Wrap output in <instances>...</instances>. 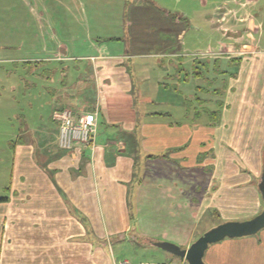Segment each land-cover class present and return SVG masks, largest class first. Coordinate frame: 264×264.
<instances>
[{
	"label": "crops",
	"instance_id": "obj_1",
	"mask_svg": "<svg viewBox=\"0 0 264 264\" xmlns=\"http://www.w3.org/2000/svg\"><path fill=\"white\" fill-rule=\"evenodd\" d=\"M69 1L0 2V21H9L2 24L12 27H5L6 38L0 37V107L17 106L16 113L24 114L19 109L22 101L35 111L29 125L17 126L13 116L3 123L7 128L0 122V163L2 154L11 159L8 178L0 179V196L6 197L0 201V264H118L113 244L141 233L134 226L138 215L127 207L125 185L133 176L137 144L145 159L171 164L167 179L174 178L172 172L179 176L183 171V198L189 202L192 197L193 221L209 208L222 217L226 211L238 217L254 212L262 200L257 179L264 173V21L247 20L249 13L239 16L234 8L220 12L216 2L198 0L200 18L223 35L214 50L203 55L190 44V49H182L186 29L180 30L178 21L183 20L175 16L193 19L195 10L191 14L188 8L193 0H75L81 12L85 2L94 13L125 4L124 36L85 46L83 36L70 32L66 18L59 23L60 36H52V9L57 4L68 9ZM142 21L147 30L138 27ZM67 43L74 52L68 53ZM139 57L159 63L149 66L157 84L165 85L164 78L177 80L175 90L182 84L187 91L196 88L210 94L198 99L205 107L185 110L176 100V116L157 109L145 110L139 117L135 96L148 101V93L143 86L133 96L131 73L125 66L126 58ZM216 60L221 73L213 66ZM9 63L14 67H7ZM144 72L140 82L148 74ZM21 74L35 77L27 80ZM201 79L210 86H202ZM160 99L158 105H170L167 98ZM46 107L47 117L42 119ZM62 107L72 109L75 116L96 109L93 143L58 147L55 114ZM197 134L196 144L207 146L195 154L189 140L194 144ZM19 137L13 146L9 144ZM154 145L160 152L149 149ZM165 239L187 247L191 231ZM203 257L207 264H264V228L213 242ZM180 261L165 254L162 263Z\"/></svg>",
	"mask_w": 264,
	"mask_h": 264
},
{
	"label": "rangeland",
	"instance_id": "obj_2",
	"mask_svg": "<svg viewBox=\"0 0 264 264\" xmlns=\"http://www.w3.org/2000/svg\"><path fill=\"white\" fill-rule=\"evenodd\" d=\"M10 1L11 0H0L1 3H9ZM57 2H59V0H57ZM76 2L77 4L75 3V0L73 2L72 0H70L68 2L69 3L68 9H64L63 7L60 8L58 7V4L56 5V7H53L52 17H51L52 23L54 24L53 27L55 28V30H53L54 29L53 28L51 31L53 37L60 36L59 23L61 24L62 22L61 20H63V18H66L70 32L71 30H74L77 32L75 34H78V36L80 35L83 36L85 46H88L87 44L88 42L89 43L93 42L96 44L109 42L112 40L114 35L118 38L124 36V32L126 28L125 21L128 20L127 16H125L126 13L125 4L119 5V3H116V7L114 6L115 9L101 8L99 11L96 10L94 13L93 11H91V7H88L87 5L88 3L86 4V2H85V7L83 9L84 11L81 12V5L79 6L78 4L79 1ZM208 2L209 3L216 2V4L219 5V7L221 8L220 12L223 11V9H225L226 11V9L228 8H234L236 11L235 14H238L239 16H242L245 11L249 13L250 17L247 18V20L250 19V21H264V0H208ZM197 6H199L198 0H193L192 2L189 3L188 8H190L189 10L190 13L192 14L193 9L195 10V12L193 13L194 18L189 19V26L186 29L185 39H184L186 45H184L182 49H184V51L186 49H190L187 46V44H190L191 47L195 48L194 49L195 52L206 55L210 53L209 51H207L209 48L211 50H214L216 46V41L219 40V38H222L223 35L220 30L212 29L209 24L210 23L209 21H204L203 18H200V16L198 15L200 10L196 8ZM229 18L234 19L235 17L229 16ZM239 21H242V19L240 18ZM3 22H9V21H0V37L6 38L7 35L5 33V27L9 30L12 29V27H10V23L4 27V25L2 24ZM146 23L147 22L142 21L140 24H138V27L147 30L148 25ZM228 32L229 31L227 30V33ZM88 34H90L92 37L95 38L94 39L90 38ZM97 35L99 37H97ZM105 36H110V37L105 38ZM67 46H68V53L74 52V50L69 47V43H67ZM75 50H79V49H75ZM84 50L85 49H83V51ZM13 52L16 53L19 51L14 50ZM14 53L11 52L10 54H14ZM196 55L197 54H194V56ZM158 65L159 63H155L153 58L139 57V58L125 59V66H127L129 72L131 73V79L133 83L132 85L133 96L138 94L140 92L139 89L140 88L142 89L143 86L145 88L144 91H147L148 93L147 96L148 101H146L145 99L143 100L138 99L139 97L135 96L134 104L136 105L135 108L139 117L141 116L144 117L145 110L152 111L157 109L158 110L168 109L171 112V114H174L176 116L179 112V109L178 107H176L175 104L177 101H179V103L185 110L188 108V106H190L189 107L190 110L191 109L194 110L197 108L200 110L203 107H205L204 103L202 101H199L197 97L198 98L202 97L200 99H203L205 97L204 99H207L206 97L209 96L210 94L203 92L202 90L197 91V89L195 88L193 92L187 91L186 89L182 88V84H180L179 87H176L177 90H175L173 89V87L175 86L174 82H177V80L170 81L169 79L166 78H164L166 82L165 85L161 83L157 84L156 73L153 70L151 71L149 68L151 66L157 67ZM8 66L9 68L14 67L12 63L7 64V67ZM139 68L140 69L143 68L141 74L138 72L140 71ZM88 71L90 73L92 72V69H87V72ZM144 71L148 74L145 75L144 76L145 79L142 82H140V78ZM21 76H24L27 80H31L35 77L31 74L29 75L21 74ZM185 78H186V74L184 71L181 73L180 79L183 80ZM199 83L202 84V86L204 87L210 86L209 81L205 83L202 79L199 81ZM166 84L168 86H166ZM156 86L158 87L160 86L161 88L157 89ZM186 92L192 93L191 94L192 96H185ZM160 98H167V100L170 101V105H163V106L158 105V101L162 100ZM19 105H20L19 109L23 108L25 110L24 114L16 113L18 111L17 106L7 108L6 104L1 105L0 122L2 123L3 128L9 127L8 123H5L3 125L4 122L8 121L7 119L8 116H13L11 118L12 120L13 119L15 120L14 124H17V126L29 125L30 121L32 120L31 119L32 113L35 111L34 109L31 110L30 106L28 107L23 105L22 101L19 103ZM46 110L47 107L42 108V113L44 114L41 115L42 119L47 117ZM172 116L173 115H169L168 117L172 118ZM175 116H173V118H175ZM199 138L200 136L199 134H197V136H195L194 139L195 140L194 144L192 143V139L189 140L190 148L192 147L195 148V149H191V152H195V154L199 151L206 150L207 144L206 146L203 147L202 146L200 147L199 144H196ZM205 139L206 138L202 140ZM135 147H136V151L132 153V160H133L132 166L134 165L132 169L133 176L128 182H125L128 191V195H127L128 202L126 204L129 211L138 215V217L135 220L134 226L136 227V230L140 231L141 233H137L136 237L134 238L130 237L128 241L125 242L116 241L113 244L112 251L115 253L116 258L119 259L118 262L127 261L130 264H139V263L163 264L162 262H164V255L168 254L171 255L172 257H176L180 259L181 260L180 262L182 264H188L185 259L171 254L170 252L154 245L150 241L168 240L165 239V236L168 235V238L170 239L171 234L175 232L178 233L179 237L181 236L183 237L185 236V234L188 235L191 231V237H192L190 241L191 243L200 234H202L205 230L209 229L211 226H214L218 223L227 220H243L250 218L253 215L260 212L263 207V201L261 200L259 207H257V209L254 212H248L245 214H250V215L248 216L243 215L239 217L232 216L231 211L223 212L224 217H222L221 215L216 216L214 211H211V209L209 208L207 209L205 216H202L200 219L196 220L197 222L193 221L192 215L193 213H195V209L192 203L193 202L192 197L189 196L188 198L189 202L187 201V198H183L186 196L184 195V188L186 187L185 185L186 183L182 178L183 171L181 170L182 172H179L180 173L179 176L172 172L170 176L174 174L175 175L174 178L167 179L166 170L168 169V165L170 163L169 164L167 163L168 165H166V163L161 160L145 159L144 153H142L139 150V148L141 150L144 149H142L139 144H137ZM149 149L152 152H160V150L157 149L155 145L149 147ZM1 156L3 157V164L0 163L1 164L0 179L2 180L3 178L4 179L8 178L7 173L9 172V168L11 165V159H10V154L8 153L2 154ZM262 164H264V156H263ZM2 165H4L6 169H3ZM170 167L171 164L169 166V169ZM173 168L177 172V167L173 165ZM249 172L251 174L254 173L253 170H249ZM174 180L176 181V183L174 182ZM259 182H260V178L257 179V183ZM177 186H180L181 188L177 189ZM198 197L199 194H196L194 196V200H197ZM171 198H172V203H171ZM169 204L172 207H170ZM170 212H173V215L170 214ZM168 241L174 242L179 245V243L177 242L178 240H174V241L168 240ZM203 259L205 261L204 257ZM165 264H169V263H165Z\"/></svg>",
	"mask_w": 264,
	"mask_h": 264
},
{
	"label": "water",
	"instance_id": "obj_3",
	"mask_svg": "<svg viewBox=\"0 0 264 264\" xmlns=\"http://www.w3.org/2000/svg\"><path fill=\"white\" fill-rule=\"evenodd\" d=\"M258 188L261 193L263 207L260 212L243 220H227L211 226L200 234L187 247L168 240H151L154 245L183 258L188 264H207L203 255L209 244L225 237H239L254 234L264 227V173L260 177Z\"/></svg>",
	"mask_w": 264,
	"mask_h": 264
},
{
	"label": "built area",
	"instance_id": "obj_4",
	"mask_svg": "<svg viewBox=\"0 0 264 264\" xmlns=\"http://www.w3.org/2000/svg\"><path fill=\"white\" fill-rule=\"evenodd\" d=\"M96 109L83 112L75 116L67 107L57 111L55 116L58 121L57 145L63 149H69L74 144L88 145L93 143L96 130ZM118 264H130L127 261Z\"/></svg>",
	"mask_w": 264,
	"mask_h": 264
},
{
	"label": "trees",
	"instance_id": "obj_5",
	"mask_svg": "<svg viewBox=\"0 0 264 264\" xmlns=\"http://www.w3.org/2000/svg\"><path fill=\"white\" fill-rule=\"evenodd\" d=\"M173 15V14H172ZM176 16V19H178V20H183V21H178L181 25H180V30H185V29H187V27H188V25H189V21H186L185 20V18L184 17H182V16H179V15H175ZM233 59V58H232ZM213 66H215V70H216V72L218 73V72H223L221 69H219L218 68V64H217V60L215 61V65H213ZM197 99H199L198 97H197ZM62 108H64V107H62ZM61 108V109H62ZM61 109H59V110H61ZM72 110V109H71ZM73 111V110H72ZM198 112L199 111H197V114H198ZM212 113H214V114H216L217 115V113L216 112H212ZM19 141V140H21V138L19 137V138H16L14 141H11L9 144H11V146H13V144L16 142V141ZM150 157H158L159 155H157V154H150L149 155ZM6 199V197L5 196H0V201H3V200H5Z\"/></svg>",
	"mask_w": 264,
	"mask_h": 264
}]
</instances>
